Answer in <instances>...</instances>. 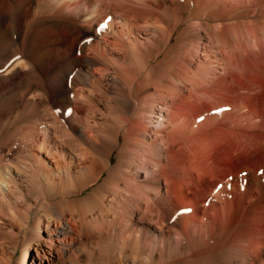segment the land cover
I'll return each instance as SVG.
<instances>
[{
    "label": "bare ground",
    "instance_id": "6f19581e",
    "mask_svg": "<svg viewBox=\"0 0 264 264\" xmlns=\"http://www.w3.org/2000/svg\"><path fill=\"white\" fill-rule=\"evenodd\" d=\"M0 236V264H264V0H0Z\"/></svg>",
    "mask_w": 264,
    "mask_h": 264
},
{
    "label": "rangeland",
    "instance_id": "374dc122",
    "mask_svg": "<svg viewBox=\"0 0 264 264\" xmlns=\"http://www.w3.org/2000/svg\"><path fill=\"white\" fill-rule=\"evenodd\" d=\"M87 190H85L86 192ZM30 224L32 225L33 224V220L30 221ZM0 237H3V236H0ZM25 251L20 249V245L16 244V248H15V251H14V255H13V259H12V263L14 261H20L21 259H23V253ZM32 255V252H31V249H28L27 250V253H26V263H30V256Z\"/></svg>",
    "mask_w": 264,
    "mask_h": 264
}]
</instances>
